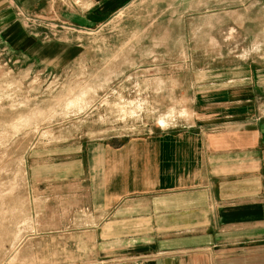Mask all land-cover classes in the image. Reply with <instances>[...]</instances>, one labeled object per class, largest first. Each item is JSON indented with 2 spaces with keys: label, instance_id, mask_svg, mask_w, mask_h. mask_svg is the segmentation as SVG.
Returning a JSON list of instances; mask_svg holds the SVG:
<instances>
[{
  "label": "rangeland",
  "instance_id": "1",
  "mask_svg": "<svg viewBox=\"0 0 264 264\" xmlns=\"http://www.w3.org/2000/svg\"><path fill=\"white\" fill-rule=\"evenodd\" d=\"M22 19L43 42L71 49L32 57L0 43V264H73L30 258L31 245L14 254L40 229L31 221L47 219L43 173L83 143L221 130L223 106L207 95L263 67L264 0H134L80 27Z\"/></svg>",
  "mask_w": 264,
  "mask_h": 264
},
{
  "label": "crops",
  "instance_id": "2",
  "mask_svg": "<svg viewBox=\"0 0 264 264\" xmlns=\"http://www.w3.org/2000/svg\"><path fill=\"white\" fill-rule=\"evenodd\" d=\"M133 1L0 0V43L59 56L71 48L40 40L24 14L97 25ZM236 79L207 95L223 106L221 130L83 143L53 164L40 182L47 219L31 221L40 229L14 254L31 245L30 258L73 264H264V65Z\"/></svg>",
  "mask_w": 264,
  "mask_h": 264
}]
</instances>
